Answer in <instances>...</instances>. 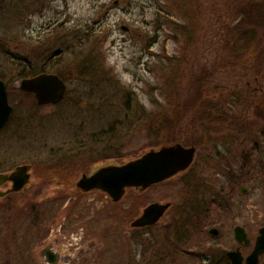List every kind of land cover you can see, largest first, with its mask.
Segmentation results:
<instances>
[{
  "label": "rangeland",
  "instance_id": "374dc122",
  "mask_svg": "<svg viewBox=\"0 0 264 264\" xmlns=\"http://www.w3.org/2000/svg\"><path fill=\"white\" fill-rule=\"evenodd\" d=\"M261 3L0 0V75L14 105L0 172L32 166L26 187L0 195V264H215L237 224L253 244L264 225ZM40 66L66 80L62 102L20 90L23 69ZM177 141L196 145L195 160L167 180L119 201L77 187L84 172ZM154 201L172 206L133 227Z\"/></svg>",
  "mask_w": 264,
  "mask_h": 264
},
{
  "label": "water",
  "instance_id": "95a60500",
  "mask_svg": "<svg viewBox=\"0 0 264 264\" xmlns=\"http://www.w3.org/2000/svg\"><path fill=\"white\" fill-rule=\"evenodd\" d=\"M127 28V27H126ZM20 88L35 94L38 103H58L65 97L66 81L55 72H41L33 76L24 77ZM9 102L6 82L0 78V127L9 119L12 112ZM196 155V146H184L180 142L165 144L158 148H151L140 156L124 163L108 162L93 168L90 173L84 172L77 181V186L84 191L100 189L107 192L113 201H119L124 196L128 187L146 189L147 187L164 181L177 173L186 170L193 162ZM31 165L19 164L10 172H0V185L6 181L13 182L12 188L1 191L4 195L12 191L22 190L31 180ZM243 190H246L243 188ZM171 201H154L148 204L140 216L136 217L131 225L142 227L156 223L171 206ZM217 228H212L216 234ZM239 241L249 239L240 225L235 228ZM264 252V226L256 241L255 249L247 257L246 264H256L259 256ZM48 255L54 259V254L48 250ZM232 264H242L240 252L229 251Z\"/></svg>",
  "mask_w": 264,
  "mask_h": 264
},
{
  "label": "flooded vegetation",
  "instance_id": "af4514ba",
  "mask_svg": "<svg viewBox=\"0 0 264 264\" xmlns=\"http://www.w3.org/2000/svg\"><path fill=\"white\" fill-rule=\"evenodd\" d=\"M24 77H27V76H24ZM24 77H22V78H24ZM21 78V79H22ZM21 82V81H20ZM6 85H7V88H8V84L6 83ZM20 86V85H19ZM20 88V87H19ZM9 90V89H8ZM20 90L22 91V93H24L25 91H23L21 88H20ZM8 93H9V91H8ZM27 93H31V92H27ZM31 94H33V93H31ZM34 95V94H33ZM9 96H10V94H9ZM35 97V96H34ZM35 99H36V97H35ZM64 100V99H63ZM62 100V101H63ZM62 101H60V102H62ZM9 102H10V104L12 105V107H13V109H12V112H11V115H10V117H9V119H8V121L6 122V124L4 125V126H2L1 128H0V130L1 129H3L4 127H6L8 124H10L11 122H12V119H13V111H14V105L11 103V101H10V97H9ZM60 102H58V103H60ZM41 105H43V104H41ZM24 164V163H23ZM27 164V163H26ZM19 165V164H18ZM29 165H31V164H29ZM17 166V165H16ZM15 166V167H16ZM14 167V168H15ZM13 168V169H14ZM13 169H11V170H8V171H1V172H10V171H12ZM31 169H32V166H31ZM31 169H30V172H31ZM6 182H10L11 183V187L10 188H12V185H13V182L11 181V180H8V181H6ZM5 182V183H6ZM10 188H8V189H10ZM7 189V190H8ZM6 190V191H7ZM1 192V191H0ZM19 192V191H18ZM197 192V191H196ZM8 193H10V192H8ZM8 193H6V194H8ZM201 193L203 194V195H205V193H206V189H203V190H201ZM6 194H4V195H6ZM201 194V195H202ZM1 195V194H0ZM4 195H1V196H4ZM172 202V201H171ZM171 206H172V204H171ZM171 206H170V208H171ZM169 208V209H170ZM238 225H240V226H242L243 228H244V231L246 232V235H247V237H248V239H249V242L248 243H246V241L245 240H242V241H239L238 240V238L236 237V232H235V228H236V226H238ZM148 226H151V225H148ZM264 226V225H263ZM263 226H261V227H263ZM145 227V226H144ZM213 227H216V226H212V227H210V229H209V232L212 234V235H218L219 234V232H220V229H219V227H216L217 228V232H216V234H213L212 233V228ZM260 227V228H261ZM140 228V227H139ZM260 228H259V230H258V234L256 235V237H255V239H254V241H253V244H252V238L250 237V235H249V233H248V230L246 229V227L244 226V225H242V224H237V225H235V227H234V234H235V239H236V242H237V244L235 245H233L232 246V248L231 249H229V250H227L226 252H225V262L223 263V264H232V259L229 257V255H228V252L229 251H237V252H240V254H241V256H242V264H246V261H247V257H248V255H250L251 253H252V251L255 249V246H256V241H257V238H258V236H259V234H260ZM251 244H252V248L250 249V250H248L247 252H246V249H247V247H250L251 246ZM177 245H179V243H176V245L175 246H177ZM245 248V249H244ZM261 257H264V252L263 253H261L260 254V256H259V260H258V262L257 263H259L260 262V259H261ZM222 260H223V258L220 256V254H218V256H217V262L215 263V264H220L221 262H222ZM256 263V264H257ZM222 264V263H221Z\"/></svg>",
  "mask_w": 264,
  "mask_h": 264
},
{
  "label": "trees",
  "instance_id": "16d2710c",
  "mask_svg": "<svg viewBox=\"0 0 264 264\" xmlns=\"http://www.w3.org/2000/svg\"><path fill=\"white\" fill-rule=\"evenodd\" d=\"M253 6L255 7L256 5H253ZM249 7L243 9V11H244V18L242 19V22H244V23L247 21V18L249 19V17H250ZM255 9H256V7H255ZM256 13H258L257 16L260 18V22L263 23V25H264V4L263 3L257 4ZM242 34L243 35H240V34L239 35L241 37H245V39H246V36H247L246 30L242 31ZM245 39H243V40H245ZM42 71H47V70L44 67H42V66H40L39 69H36V68L33 69V68L29 67V68H27V70L23 69V71L20 73V75L22 77H24V76L33 75V74H36V73H39V72H42ZM0 76L2 78L4 77V75H0ZM25 93L26 92H24V94ZM197 141H198V139H195V142H197ZM196 187L199 188V186H197V185H196ZM180 220H181L180 218H177L176 221L174 219V221H172L170 223V227L173 228V229H171L169 231V237H171V236L173 237V239H174L173 242L175 243V245H176V243H179L178 240H177V239H179L178 236H177V235H179L178 232H177V230H178V227L177 226H179V224H181V221ZM159 254H160V252H159ZM208 255H210V254H208ZM156 256H159V255L156 254ZM220 256L223 258V260L221 262L223 264L225 262V256H226L225 255V252H223L222 255H220Z\"/></svg>",
  "mask_w": 264,
  "mask_h": 264
}]
</instances>
